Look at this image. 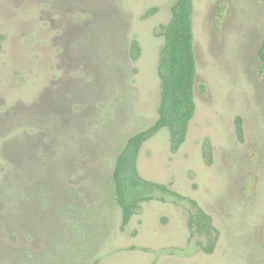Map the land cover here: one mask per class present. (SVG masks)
I'll return each mask as SVG.
<instances>
[{"label":"rangeland","instance_id":"1","mask_svg":"<svg viewBox=\"0 0 264 264\" xmlns=\"http://www.w3.org/2000/svg\"><path fill=\"white\" fill-rule=\"evenodd\" d=\"M173 1L0 0V264H264V0H190L194 114L180 145L161 127L137 155L176 195L121 224L112 170L157 117Z\"/></svg>","mask_w":264,"mask_h":264},{"label":"trees","instance_id":"2","mask_svg":"<svg viewBox=\"0 0 264 264\" xmlns=\"http://www.w3.org/2000/svg\"><path fill=\"white\" fill-rule=\"evenodd\" d=\"M191 14L190 0L173 1L170 18L165 25H161L159 32L163 43L159 49L156 67L160 88L157 117L149 127L130 135L115 158L111 177L122 225L128 223L142 202L154 199L156 191L176 195L169 186L140 175L137 169V155L142 142L161 127L168 130L174 147L185 139L189 121L195 110V56ZM131 47L137 54L139 47L135 40ZM257 55L264 83V29ZM236 129L238 134L242 133L239 122ZM190 203L192 212L188 217V225L193 233L205 237L206 245L203 250L211 252L216 243L211 218L195 201L190 200Z\"/></svg>","mask_w":264,"mask_h":264}]
</instances>
